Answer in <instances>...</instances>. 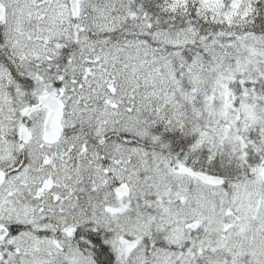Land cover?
<instances>
[{"label": "snow or ice", "instance_id": "obj_1", "mask_svg": "<svg viewBox=\"0 0 264 264\" xmlns=\"http://www.w3.org/2000/svg\"><path fill=\"white\" fill-rule=\"evenodd\" d=\"M0 264H264V0H0Z\"/></svg>", "mask_w": 264, "mask_h": 264}]
</instances>
